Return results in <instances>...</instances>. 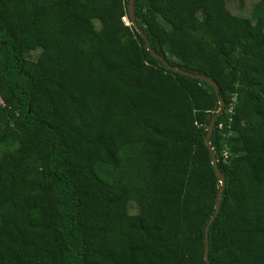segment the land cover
Wrapping results in <instances>:
<instances>
[{
	"label": "trees",
	"instance_id": "trees-1",
	"mask_svg": "<svg viewBox=\"0 0 264 264\" xmlns=\"http://www.w3.org/2000/svg\"><path fill=\"white\" fill-rule=\"evenodd\" d=\"M127 6L0 0V264H206L219 100L147 50ZM134 15L156 53L224 101L210 264H264L262 10L254 23L225 0H134Z\"/></svg>",
	"mask_w": 264,
	"mask_h": 264
},
{
	"label": "water",
	"instance_id": "water-1",
	"mask_svg": "<svg viewBox=\"0 0 264 264\" xmlns=\"http://www.w3.org/2000/svg\"><path fill=\"white\" fill-rule=\"evenodd\" d=\"M127 8H128L129 18L131 20L130 23L133 25V27L136 29V31L144 39V43H145V45L147 47V50L150 51V53L154 57H156L163 64V66L166 69L171 70V71H174V72H178V73H181V74H184V75H187V76L196 78V79L203 80L206 83H208L209 85H211L213 87V89H214V92H215L216 96L218 97V100H219L220 107L216 111L215 115H213L211 117V119H210V121L208 123L207 133H206V136H205V144L209 148L210 156H211V162L213 164V168H214V171L216 173V176L218 177L219 182H220V188L218 189V191L216 193L215 205H214V212L211 215L210 219L208 220V222H207V224L205 226V229H204V241H205V246H204V260H205L206 264H210L209 258H208V250H209L208 234H209V228H210L211 223L213 222V220L215 219V217H216V215H217V213L219 211L221 194H222V191H223V188H224V184H225L224 175L221 173V171L218 168L217 159H216V156H215V152L213 150V147L211 146L210 138H211V134H212V131H213V127H214L215 120H216L217 116L221 113V111H222V109L224 107V101H223L222 97L219 94L218 85H217V83L213 79H211L210 77H208V76H206L204 74L198 73V72H191V71H186V70H183V69H179V68L171 65L165 57H163L162 55L156 53L152 49V47L150 45V41H149L147 35L144 33V31L138 26V24L135 21V15H134V0H128V6H127Z\"/></svg>",
	"mask_w": 264,
	"mask_h": 264
},
{
	"label": "rangeland",
	"instance_id": "rangeland-1",
	"mask_svg": "<svg viewBox=\"0 0 264 264\" xmlns=\"http://www.w3.org/2000/svg\"><path fill=\"white\" fill-rule=\"evenodd\" d=\"M226 6L227 8L234 14L236 15H240V16H245V17H249L251 18V20L255 23L256 19H255V12L256 10H262V16L264 18V8L262 7L264 5V3L262 2V0H225ZM263 4V5H262ZM262 5V6H261ZM122 20L128 24L129 21L127 18H125V20L122 18ZM96 26H99L98 21L95 22ZM130 24V23H129ZM38 55V51L37 50H31L29 52H27V58L31 59V60H35L36 57ZM235 99H232V102L228 105L227 108V112L231 113V110L233 108V103H234ZM234 135V132L229 130L228 132H226V134L224 135V139L222 142V155L223 158L225 160H228L229 155H230V151L228 148V140L231 136ZM3 148L2 145H0V150ZM98 171L105 174L106 176L110 175V168L107 165L104 164H99L98 165ZM129 212L134 213L137 211V206L135 204V202H130L129 207H128Z\"/></svg>",
	"mask_w": 264,
	"mask_h": 264
},
{
	"label": "built area",
	"instance_id": "built-area-1",
	"mask_svg": "<svg viewBox=\"0 0 264 264\" xmlns=\"http://www.w3.org/2000/svg\"><path fill=\"white\" fill-rule=\"evenodd\" d=\"M122 18L125 20L126 17L124 16V17H122Z\"/></svg>",
	"mask_w": 264,
	"mask_h": 264
}]
</instances>
